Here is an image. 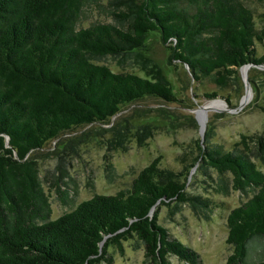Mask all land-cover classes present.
Returning a JSON list of instances; mask_svg holds the SVG:
<instances>
[{
  "label": "trees",
  "instance_id": "1",
  "mask_svg": "<svg viewBox=\"0 0 264 264\" xmlns=\"http://www.w3.org/2000/svg\"><path fill=\"white\" fill-rule=\"evenodd\" d=\"M99 4L0 0V264H111L125 241L142 249V264H172L170 256L200 264L198 253L158 221L161 207L165 217L186 206L204 220L223 207L209 192L187 189L192 167L209 177L214 194L249 192L224 216V264H264V172L253 161L264 159V122L229 148L206 129L175 155L178 170L161 166L157 155L114 193H93L50 218L30 152L75 126L104 123L137 99H174L142 51L148 34L164 45L167 64L180 62L193 79L218 88H239V67L264 63V53L254 51L264 27L255 26L245 0H123L108 9L109 21L82 25L83 10ZM131 60L142 74L122 69ZM125 128L111 125L108 142L119 143Z\"/></svg>",
  "mask_w": 264,
  "mask_h": 264
},
{
  "label": "rangeland",
  "instance_id": "2",
  "mask_svg": "<svg viewBox=\"0 0 264 264\" xmlns=\"http://www.w3.org/2000/svg\"><path fill=\"white\" fill-rule=\"evenodd\" d=\"M98 1V7L90 5L83 10L82 25L92 20L109 21L108 9L113 5L121 7L123 0H114L113 5L108 0ZM245 2L253 13L255 26L264 27V0ZM142 51L158 65L172 87L174 99L167 103L150 96L137 99L121 106L120 111L104 123L75 126L30 152L48 199L50 218L93 193H114L157 155L161 166L178 170L180 164L175 155L192 146L193 139L202 140L206 129L211 131L210 139L224 148H229L241 133L261 132L264 63L246 69L245 81L249 91L244 93L242 79L237 89L218 88L207 79H193L180 62L167 64L166 49L155 34L147 35ZM254 51L256 55L264 53V39L255 43ZM104 62L115 71L121 70L111 59ZM138 65L134 60L126 61L122 69L142 74ZM243 69L244 66L241 71ZM209 92L214 95L206 96ZM115 123L126 125L119 143L108 142L111 136L109 127ZM253 161L264 172V159ZM189 174L188 190L209 192L213 199L223 201V207L213 209L208 220L197 218L186 206L165 217V210L161 207L158 221L175 238L198 253L200 264H224L229 252L224 242V216L229 208L245 200L249 192L230 190L225 196L214 194L209 187L212 182L209 177L195 173L193 167ZM122 246L121 254L112 252L111 264H142L141 248H132L128 241ZM169 258L172 264H187L174 256Z\"/></svg>",
  "mask_w": 264,
  "mask_h": 264
},
{
  "label": "water",
  "instance_id": "3",
  "mask_svg": "<svg viewBox=\"0 0 264 264\" xmlns=\"http://www.w3.org/2000/svg\"><path fill=\"white\" fill-rule=\"evenodd\" d=\"M242 66H244V69H243V71H241V67ZM241 67H239V71H240V79H242L243 80V84H244V93L245 92H247V91H249V89H248V87H247V82L245 81V73H246V69L249 67V66H254V65H251V64H244V65H242ZM243 93V94H244ZM242 94V95H243ZM240 102L241 103H243V101L240 99ZM151 209L152 208H150V210H149V213L151 212Z\"/></svg>",
  "mask_w": 264,
  "mask_h": 264
}]
</instances>
